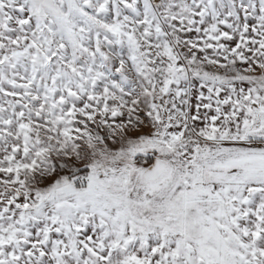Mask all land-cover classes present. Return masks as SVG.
Segmentation results:
<instances>
[{
    "label": "snow or ice",
    "instance_id": "6c2138e0",
    "mask_svg": "<svg viewBox=\"0 0 264 264\" xmlns=\"http://www.w3.org/2000/svg\"><path fill=\"white\" fill-rule=\"evenodd\" d=\"M0 264H264V0H0Z\"/></svg>",
    "mask_w": 264,
    "mask_h": 264
}]
</instances>
